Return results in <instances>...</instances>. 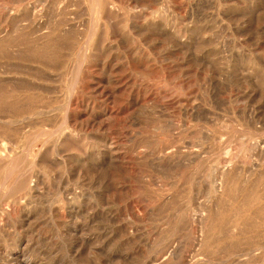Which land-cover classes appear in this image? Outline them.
I'll return each instance as SVG.
<instances>
[{"label":"rangeland","instance_id":"374dc122","mask_svg":"<svg viewBox=\"0 0 264 264\" xmlns=\"http://www.w3.org/2000/svg\"><path fill=\"white\" fill-rule=\"evenodd\" d=\"M3 143L0 264H264V0H0Z\"/></svg>","mask_w":264,"mask_h":264},{"label":"bare ground","instance_id":"6f19581e","mask_svg":"<svg viewBox=\"0 0 264 264\" xmlns=\"http://www.w3.org/2000/svg\"><path fill=\"white\" fill-rule=\"evenodd\" d=\"M11 12V11H10ZM77 82V81H76ZM72 85V84H71ZM74 85H75V83H74ZM74 87V86H73ZM72 88V87H71ZM72 90V89H71ZM69 91H70V89H69ZM70 100V99H69ZM134 100V99H133ZM135 101V100H134ZM133 102V101H132ZM134 104V103H133ZM69 106V105H68ZM68 109H69V107H68ZM66 110V109H65ZM66 112H69V110L67 111H65V113ZM66 115V114H65ZM71 115V114H70ZM68 117H66V119H67ZM179 118V117H178ZM255 135V134H254ZM261 135V134H260ZM259 136V135H258ZM260 141V140H259ZM6 143V142H5ZM11 144V143H10ZM9 144V145H10ZM230 144V143H229ZM262 143H256V146H254V148H260V146H262L261 145ZM9 145H7V146H9ZM5 149H6V147L4 146V143H3V145H0V156H1V154L3 153V151H5ZM175 149H177V147L175 148ZM180 149V148H179ZM9 150H11V149H9ZM249 150H250V148H249ZM254 150V149H253ZM173 151V150H172ZM176 151H179V150H176ZM175 151V152H176ZM251 151V150H250ZM260 151V150H259ZM262 151V150H261ZM260 151V152H261ZM10 152V151H9ZM181 152V151H180ZM252 152V151H251ZM258 152V151H257ZM35 153V152H34ZM192 153V152H191ZM263 152H261V154H262ZM181 154L183 155V153L181 152ZM189 154V153H188ZM196 154V153H195ZM198 154V153H197ZM193 155V154H192ZM199 155V154H198ZM198 155H196L194 158L195 159H198ZM260 156V155H259ZM262 156V155H261ZM179 157V156H178ZM183 157V159L184 160H188L189 158H192V157H189V155H185V153H184V155L182 156ZM3 159V158H2ZM160 159H162V157L160 158ZM159 159V161L161 162V160ZM166 159V158H165ZM170 159H171V157H170ZM170 159H166L165 161L166 162H168V160H170ZM155 160V159H154ZM164 160V159H163ZM162 160V161H163ZM182 160V159H181ZM164 161V162H165ZM258 161V160H257ZM164 162H163V164H164ZM13 164V163H12ZM168 164V163H167ZM225 165V164H224ZM256 166V165H255ZM229 170V169H228ZM224 172V171H223ZM13 173V172H12ZM11 173V174H12ZM10 175V174H9ZM8 175V176H9ZM11 176V175H10ZM221 176V175H220ZM1 177V176H0ZM22 177H24V176H22ZM26 177V176H25ZM223 177V176H222ZM11 179H12V177H11ZM224 179V178H223ZM29 180V179H28ZM27 179L25 180H22V178H20V179H18V180H15L16 182H14L13 183V185H12V187H13V191H12V195H15V194H13L14 193V191H18V190H20V189H27V191L29 192V194L30 193H32V188L30 187V185H29V183H31L30 181H29V183H28V185H29V187H26V184H27V181H28ZM5 183V182H4ZM8 185H10V184H8ZM221 191V190H220ZM8 192V191H7ZM28 192H25V193H27L28 194ZM222 194V193H221ZM154 199V198H153ZM221 201V200H220ZM200 207V206H199ZM199 210V209H198ZM207 210V209H206ZM205 211L204 210H202V213L200 214V220L201 221H203L202 219H203V216L205 215V213H204ZM200 220H199V222H200ZM204 224V223H203ZM200 225L202 226V223L200 222ZM203 227V226H202ZM201 227V228H202ZM242 227V226H241ZM203 230H204V228H202ZM201 229V230H202ZM234 231H236V229H234ZM200 237H203V236H200ZM203 239V238H202ZM201 239V240H202ZM199 240V239H198ZM254 243H256V242H254ZM194 244V243H193ZM197 244V243H196ZM202 244V243H201ZM200 246V245H199ZM261 247H263V245H261V244H258V243H256V245H254V244H252L251 246H249L247 249H246V254H256L255 253V251H257V249H260ZM173 251V250H172ZM264 251V250H263ZM261 253V252H260ZM170 254H172V253H170ZM165 255V254H164ZM173 255V254H172ZM240 255V254H239ZM242 255V254H241ZM171 256V255H170ZM170 256H169V259H170ZM256 256V255H255ZM202 257V256H201ZM200 257V258H201ZM165 259H168V256H166V257H164V260ZM196 259V258H195ZM17 260V259H16ZM172 260H173V258H172ZM204 260H206V259H204ZM171 261V260H170ZM167 262V261H166ZM172 262V261H171ZM205 262H207V261H205ZM237 262H239V261H237ZM168 263V262H167ZM239 263H241V262H239ZM169 264V263H168ZM190 264V263H189ZM198 264V263H197ZM199 264H201V263H199Z\"/></svg>","mask_w":264,"mask_h":264}]
</instances>
